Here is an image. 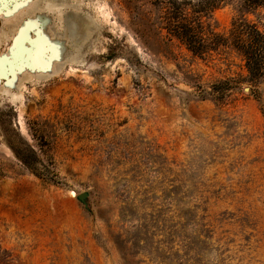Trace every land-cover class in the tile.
<instances>
[{
  "label": "rangeland",
  "instance_id": "rangeland-1",
  "mask_svg": "<svg viewBox=\"0 0 264 264\" xmlns=\"http://www.w3.org/2000/svg\"><path fill=\"white\" fill-rule=\"evenodd\" d=\"M26 1L0 0V16ZM39 1L20 25L50 26L27 48L80 51L0 90V264H264V80L251 90L236 53L194 56L155 0ZM242 13L235 0L213 21L263 27ZM225 80L223 101L198 97Z\"/></svg>",
  "mask_w": 264,
  "mask_h": 264
},
{
  "label": "trees",
  "instance_id": "trees-1",
  "mask_svg": "<svg viewBox=\"0 0 264 264\" xmlns=\"http://www.w3.org/2000/svg\"><path fill=\"white\" fill-rule=\"evenodd\" d=\"M232 1L235 0H155L154 5L161 12L162 28L167 35L194 56L205 59L236 53L253 90L264 80V25L242 18L234 21L228 30H219L213 21L214 13ZM238 1L242 16L250 13L264 16V0ZM231 84L225 80L211 91L200 89L198 97L204 100L209 96L221 102L233 89ZM27 165L33 168L32 164Z\"/></svg>",
  "mask_w": 264,
  "mask_h": 264
},
{
  "label": "bare ground",
  "instance_id": "bare-ground-1",
  "mask_svg": "<svg viewBox=\"0 0 264 264\" xmlns=\"http://www.w3.org/2000/svg\"><path fill=\"white\" fill-rule=\"evenodd\" d=\"M46 2L48 3V4H46L47 7H49V6L55 7L58 0H46ZM41 10H42V7H41V2L39 0H37L36 2L35 1L32 2V0H27L25 3H22V4L15 6V8L13 10H9V12L2 17L3 25H2V30L0 32V43L7 39V36H9V33L11 31L16 30L17 34L14 38V44H13L14 48L11 49L13 57H15V63L12 64L13 62L11 60H9V62L10 61L12 62V63H10V66L12 64V67H11V69H8L9 65L6 66L7 64H9L7 62V60H4L2 62L0 61L1 62L0 63V80L7 78V81L5 82V84L2 87H0L1 91L7 92V91H12L13 89H20L22 81L29 79L28 78L29 76L35 77V78L40 79V80L55 76L56 74H58L62 70V68L64 66V62L67 59L69 60L70 58H74L76 56V54H78V52L80 51V47L78 45L74 46V44H73V46L75 47V50L71 51V53H70L69 50L66 48V46H61L59 44L61 42L58 43L60 46L59 45H53L52 47L50 46L49 48L47 47L48 45L45 44V45H47L46 46L47 48L42 49L44 51L39 55H35L33 53L32 48H29V47L27 48V45L25 42H31V41L33 42V40H35V38L37 37L36 36L33 40H31L30 32L33 30L34 31L40 30L43 27L45 29H48V27L50 26V23L46 18H39V19L29 20L21 26L20 25L21 24L20 23L21 22L20 16H23L24 14L33 13L34 11L38 12ZM83 18H84V20H83V22H84L86 19H85V17H83ZM63 23H65V22H63ZM71 23H72V21H71ZM85 23H88V22H85ZM73 24H71V25H73ZM80 24H82V22ZM66 25H68V24H66ZM79 25H77V26L79 27ZM75 27H76V25H75ZM79 31L80 30H78L77 32H79ZM86 31H87V29H86ZM81 32H84V31L81 30ZM81 32H79V33H81ZM83 34L79 35V36L82 37ZM89 35H90V33H89ZM78 38L79 37H77L76 39L78 40ZM37 40H39V39H37ZM37 40H35L36 43H37ZM40 41L44 42L43 39ZM74 42H75V40H74ZM54 43H56V42H54ZM80 44H82V43H80ZM45 45H43V46H45ZM10 54H11V52H10ZM5 55H7L6 57H8V56L12 57L9 54H5ZM71 194L74 195V192L73 193L71 192Z\"/></svg>",
  "mask_w": 264,
  "mask_h": 264
},
{
  "label": "water",
  "instance_id": "water-1",
  "mask_svg": "<svg viewBox=\"0 0 264 264\" xmlns=\"http://www.w3.org/2000/svg\"><path fill=\"white\" fill-rule=\"evenodd\" d=\"M246 90H249L248 88H246ZM89 196L88 193H83V194H80V195H77V199L82 202L84 205H87V202H86V198Z\"/></svg>",
  "mask_w": 264,
  "mask_h": 264
},
{
  "label": "flooded vegetation",
  "instance_id": "flooded-vegetation-1",
  "mask_svg": "<svg viewBox=\"0 0 264 264\" xmlns=\"http://www.w3.org/2000/svg\"><path fill=\"white\" fill-rule=\"evenodd\" d=\"M2 30V16H0V32Z\"/></svg>",
  "mask_w": 264,
  "mask_h": 264
}]
</instances>
